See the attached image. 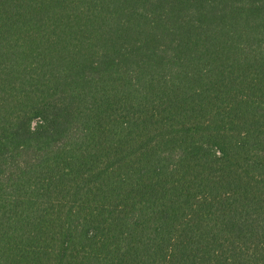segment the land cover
Instances as JSON below:
<instances>
[{
    "label": "trees",
    "instance_id": "obj_1",
    "mask_svg": "<svg viewBox=\"0 0 264 264\" xmlns=\"http://www.w3.org/2000/svg\"><path fill=\"white\" fill-rule=\"evenodd\" d=\"M0 264H264V0H0Z\"/></svg>",
    "mask_w": 264,
    "mask_h": 264
}]
</instances>
